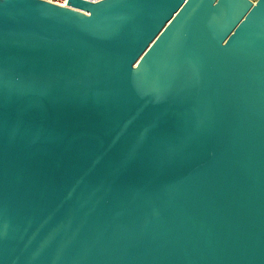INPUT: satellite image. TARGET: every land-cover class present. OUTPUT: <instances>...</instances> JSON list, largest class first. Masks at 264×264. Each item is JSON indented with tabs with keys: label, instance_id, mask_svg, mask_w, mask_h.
<instances>
[{
	"label": "water",
	"instance_id": "water-1",
	"mask_svg": "<svg viewBox=\"0 0 264 264\" xmlns=\"http://www.w3.org/2000/svg\"><path fill=\"white\" fill-rule=\"evenodd\" d=\"M0 264H264V0H0Z\"/></svg>",
	"mask_w": 264,
	"mask_h": 264
},
{
	"label": "built area",
	"instance_id": "built-area-1",
	"mask_svg": "<svg viewBox=\"0 0 264 264\" xmlns=\"http://www.w3.org/2000/svg\"><path fill=\"white\" fill-rule=\"evenodd\" d=\"M42 1H44L46 3H51V4L59 6V7H64L67 0H42ZM83 1H86V2L91 3V4H95L96 2H99L102 0H83ZM250 1H252V0H250ZM252 2L254 3L255 1H252Z\"/></svg>",
	"mask_w": 264,
	"mask_h": 264
},
{
	"label": "rangeland",
	"instance_id": "rangeland-1",
	"mask_svg": "<svg viewBox=\"0 0 264 264\" xmlns=\"http://www.w3.org/2000/svg\"><path fill=\"white\" fill-rule=\"evenodd\" d=\"M252 1H256V0H252Z\"/></svg>",
	"mask_w": 264,
	"mask_h": 264
}]
</instances>
